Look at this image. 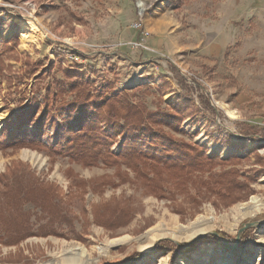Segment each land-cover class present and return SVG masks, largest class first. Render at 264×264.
<instances>
[{"label": "rangeland", "instance_id": "obj_1", "mask_svg": "<svg viewBox=\"0 0 264 264\" xmlns=\"http://www.w3.org/2000/svg\"><path fill=\"white\" fill-rule=\"evenodd\" d=\"M233 1L0 0V174L10 170L14 176L5 185L31 189L27 167L58 197L51 205L43 196L44 210L30 205L27 215L19 214L18 204L6 206L2 226L25 224L31 236L11 245L0 241V264H264V225L258 221H264V209L255 218L236 214L237 206L253 196L264 198V173L258 172L264 169V132H256L264 128V14L255 21L249 13L236 19L230 15ZM165 2L167 28L164 18L151 17ZM140 18L148 38L131 27ZM161 30L168 36L157 50L150 40ZM185 74L197 85H190ZM88 93L114 103L102 111L112 123L100 122L97 131L99 138L104 129L114 137V165L100 160L84 165L66 150L52 151L59 137L68 139L89 122L59 112L60 103ZM35 98L43 99L40 110L31 109ZM121 105L142 113L156 139L163 136L209 162L189 176L151 162L141 163L145 175L121 166L124 139L116 131L125 123L119 120L117 128L116 117L111 118ZM39 111L49 113L41 127ZM173 114L181 120L167 119ZM52 115L57 124H45ZM139 122L130 126L137 129ZM92 141H83L82 149H101ZM137 148L142 156L155 154L147 144ZM236 156L240 161H217ZM231 170L239 189L227 190L223 182L230 179L223 173ZM33 194L42 197L38 190ZM61 212L66 217L61 219ZM207 212L215 216L213 230L188 248L180 245L198 235L148 239L154 228L172 219L189 225ZM114 213L128 216L123 224L104 220ZM250 222L260 226L247 229L244 246L245 232L235 248L239 230ZM212 232L220 234L218 243L193 247ZM163 240L174 246L158 250ZM63 242L81 244L89 256L63 263ZM153 245V252L140 249Z\"/></svg>", "mask_w": 264, "mask_h": 264}, {"label": "trees", "instance_id": "obj_2", "mask_svg": "<svg viewBox=\"0 0 264 264\" xmlns=\"http://www.w3.org/2000/svg\"><path fill=\"white\" fill-rule=\"evenodd\" d=\"M40 63L39 65H41ZM73 89H74V86H73ZM39 96H41V94H39ZM80 96L81 94H79L78 99H75V101H72V102H68V103L61 102L59 112L67 114L69 115V117H71L70 115L72 113H76L75 115L76 117L74 118L75 120H78V122H84V120H88L89 122L88 123L84 122V124L81 125L82 129L79 128L80 129L79 132L74 130V132L68 139L67 137L64 138L63 136L60 135L61 137H59L60 139L58 141V144L53 148L52 147H49V148H52L53 149L52 151L66 150L68 151L69 154L74 156V159L77 162L83 163L84 165L86 164L92 165V166L98 165L99 160L103 161L107 165H112L113 164L112 160L116 158V156L111 151V147L114 144V137L109 135V133L104 129L100 131L102 133V138H99L97 136L98 134L97 131L100 129L99 127L100 122L106 123L105 126L112 123V122L105 120V116L103 115L104 113H102V111L109 106H113L114 103L112 101L108 102V100L103 99V98L101 100H95L96 98H93L94 96H92L90 93L86 94L81 100H79ZM42 98L40 100L35 98V100L33 101V105H32L34 106V108H31V109L40 110L43 104L42 100L43 99L46 100L45 98L43 99ZM47 105L48 104L45 103V109L48 110ZM122 107L123 105L118 107V109L116 111H113L111 114V118L116 117L115 120L117 121V124H116L117 128L119 126L120 127L122 126L120 125L119 120H122L125 123V128L123 130L118 129L116 131L118 132L116 137L119 139L120 138L124 139L123 148H122V154H123L124 159L120 162L121 166L124 165L128 168L133 169L138 175H145L144 171L140 169L141 163L151 162L153 163V165H156V167L162 166V167L167 168V170L176 171V172L179 171L180 174L184 176H189L190 173H192L195 169L204 168L205 164L209 162L206 159L204 161H201L200 160L202 158L201 156L192 155V153L190 152L191 150L183 148L182 146L178 144H174L169 139L164 138L163 136H157V139H156V137H154L155 133L149 129L150 126L148 122L144 119V117H142V113H140L139 111H137L136 113H132V110L123 109ZM38 116H39V123H38L39 127L42 126L41 123L44 120L45 121L49 120V113L45 114L43 111L41 113L39 111ZM148 118H149V121H154L153 114L148 113ZM168 118L172 120H179V121L181 120V117H179L178 115H174V114L167 116V119ZM133 120L138 121V122L140 121L139 122L140 124L137 125L138 130L130 126ZM47 123H52L53 125L57 124L56 119L53 115L51 116L50 121L46 122L45 124ZM77 125H79V123H77ZM258 131L264 132V128L259 129V127H257L256 132ZM88 132H89V135L83 141L89 138L93 140L92 141L93 144H95L96 146L97 144L101 146V149L96 150L93 153H89V147H85V149H82V145L84 143H82L83 141H81V136H83V134H86ZM128 132H132L134 135L129 136ZM26 138L29 139V137H26ZM128 139H131L132 142L130 143ZM127 143L129 144V147L125 148ZM146 144L148 145V148L152 153L155 151L156 155L150 153V154H146L145 156H142L139 154V150L137 146L138 145L144 146ZM125 154L127 155L126 157H125ZM200 155H203V154H200ZM231 160L240 161V158L236 156V157H231L225 160L218 159L217 161L218 163L226 164L227 162ZM259 160L260 162H262L261 159ZM14 169L15 171H19V169L16 167ZM24 169H26V172L28 173L27 176L33 181V184L31 185L32 186L31 189L25 190L23 189V187H21L22 185L20 184L16 185L14 188L9 187L7 184L8 178L9 176H14L13 172H10V170L7 173L0 174V226H1L0 227V241L3 242V244L5 245H11L14 241L15 243H19L25 238L31 236L29 227L25 224H20L16 228H13L14 226L10 228L2 226V224L5 222L4 215L7 214L6 206L7 207L13 206V203L18 204L22 206L21 210L19 211V214L27 215L26 212L28 213V211H25V208L28 209L30 205H33L35 207L41 206L42 207L41 209L44 210L43 208L44 205L39 203V200L45 201L43 196H45V198L48 199L46 201H49L51 205L53 204L55 205L58 203V197L55 194L51 193L48 187H45L42 183H39L38 176L34 172L29 171V168L26 167ZM261 170L262 171H258V172L264 173V169H261ZM223 175L228 176V177L230 176V179L226 178L227 180H223V182L226 183V188L227 187L229 188V189L227 188V190H232L234 188H237V189L241 188V187H238L239 183L237 179H235L236 171L231 170L226 173H223ZM5 182H7L6 185H5ZM12 190H14V193ZM35 190L36 191L38 190L40 192V194L42 195L41 198H37V196L33 194ZM105 206L103 205V207ZM116 210H117V207H115L114 211ZM58 214H61L62 216L60 217L61 219L66 217V215L63 214L62 212ZM127 216H128L127 213H124V215L114 213L113 217L110 216V218H107L104 220H108L112 218L117 221H121L122 219L127 218ZM56 220L59 221L60 219L56 218ZM99 221H100V218H99ZM122 222L123 220L121 221V224H123ZM247 232H245V234L243 235V239H242L240 247L244 246V242L249 236ZM221 235L228 240L234 239V237H231L230 235L224 232H221ZM218 242H219L218 237H215L214 235H208L207 237L200 239L193 247H197L205 243L213 244V243H218ZM164 246L173 247L174 245L169 241L163 240L159 242L157 249L159 250V248H165ZM117 247L119 248V246ZM150 248L151 246L146 247V248L143 247L140 249L142 251H149ZM136 255H138V253L133 254L132 256H136ZM114 264H119V263L117 262Z\"/></svg>", "mask_w": 264, "mask_h": 264}, {"label": "bare ground", "instance_id": "obj_3", "mask_svg": "<svg viewBox=\"0 0 264 264\" xmlns=\"http://www.w3.org/2000/svg\"><path fill=\"white\" fill-rule=\"evenodd\" d=\"M262 209H264V198L253 196L249 202L237 206L236 214L237 216H242L244 218H255ZM215 221V216L211 212H207L205 215L198 217L197 220L189 225L178 224L175 219H172L170 225L164 224L154 228L151 232L152 236L148 239L168 237L179 241L183 238L192 237L194 235L201 236L213 230ZM258 221L264 223L262 219H259ZM62 246L61 256L63 263L80 261L89 256L88 250L79 243L63 242Z\"/></svg>", "mask_w": 264, "mask_h": 264}, {"label": "crops", "instance_id": "obj_4", "mask_svg": "<svg viewBox=\"0 0 264 264\" xmlns=\"http://www.w3.org/2000/svg\"><path fill=\"white\" fill-rule=\"evenodd\" d=\"M234 3H230L232 10H231V16L234 15L236 19H238L241 14L249 13L251 15V19L255 21L254 17H257V15H260L259 17L263 16L264 14V0H235ZM253 6H258L253 9ZM253 9V10H252ZM167 3H163L162 5H159L155 8V10L152 12L151 17L152 18H164V26H168L170 21L167 16ZM167 28V27H166ZM161 34H157L154 39L150 40V45L153 46L155 49L164 48L165 46V40L167 39V36L165 34V31L161 30Z\"/></svg>", "mask_w": 264, "mask_h": 264}, {"label": "built area", "instance_id": "obj_5", "mask_svg": "<svg viewBox=\"0 0 264 264\" xmlns=\"http://www.w3.org/2000/svg\"><path fill=\"white\" fill-rule=\"evenodd\" d=\"M30 4H32V3H30ZM30 4H28V5H30ZM36 2L35 3H33V6L35 7L36 6ZM47 6V4L45 5V7ZM138 7H139V10L141 11V13L142 12H144L145 11V8H144V5H143V3L141 2L140 4H138ZM131 27L134 29V30H136V31H138V32H141V34H143V36L145 37V38H148V36H150V33L146 30V28H145V26H144V22L142 21V19L140 18V19H138L137 21H135L132 25H131ZM143 40H144V38H143ZM144 42V41H143ZM143 42H141V43H139L138 45H140V46H145V44H143ZM185 76H186V78H187V80H188V83L190 84V85H197L193 80H192V77H189L188 75H186L185 74ZM240 137H243V135L242 134H238Z\"/></svg>", "mask_w": 264, "mask_h": 264}, {"label": "water", "instance_id": "obj_6", "mask_svg": "<svg viewBox=\"0 0 264 264\" xmlns=\"http://www.w3.org/2000/svg\"><path fill=\"white\" fill-rule=\"evenodd\" d=\"M261 225H264V223H261ZM257 226H260V224L258 223H253V222H250V223H246L240 230H239V234L236 238V241H235V248H237L240 244V239H241V235L249 228L251 227H257ZM210 233V232H209ZM213 235L217 236L218 238H221L220 234H218L217 232H212ZM204 235H201V236H198L196 238H194L191 243H188L187 245H184V246H181L182 248H188L193 242H195L197 239L203 237ZM227 247L231 248V246L228 244V243H225ZM179 245V244H178ZM156 247V245H154V247L151 249V252L154 251V248ZM121 264H125V263H121Z\"/></svg>", "mask_w": 264, "mask_h": 264}]
</instances>
